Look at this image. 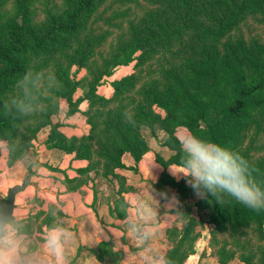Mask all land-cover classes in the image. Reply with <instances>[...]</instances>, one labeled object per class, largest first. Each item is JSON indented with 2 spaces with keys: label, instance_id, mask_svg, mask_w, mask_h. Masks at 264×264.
Listing matches in <instances>:
<instances>
[{
  "label": "rangeland",
  "instance_id": "obj_1",
  "mask_svg": "<svg viewBox=\"0 0 264 264\" xmlns=\"http://www.w3.org/2000/svg\"><path fill=\"white\" fill-rule=\"evenodd\" d=\"M27 1L28 18L36 25L44 23L50 14L61 16L66 10L64 0ZM20 5L18 0H6L0 9V25L20 16ZM151 7L147 0H100L89 14L87 27L70 40L67 50L30 58L29 69H50L60 89L29 117L14 120L0 113V119L6 120L0 126V200L9 187L22 183L32 170L16 164L21 150H29L38 163L46 164L53 172L59 168L48 164L49 150L61 149L76 155L81 150L91 156L83 157L90 159V167L95 165L98 171L103 168L105 174L113 175L120 184L115 209H122L126 199L140 195L153 209L179 212L177 221L182 222V229H172L175 239L167 253L172 264H264V241L258 236L257 224L254 221L239 224L231 217L221 220L220 224L213 222L212 213L217 214L213 209L218 207L214 198H198L183 173L173 175L169 169V165L177 170L181 167L182 152L176 139L179 132L190 130L209 141L189 126V120L196 118L191 115L196 99H203L206 107V117L197 121V127H210L218 110L217 104L211 105L217 94L230 91L240 75H246L250 82L257 81L259 70L264 68V5L205 48L188 38L162 53L123 63L130 48V24L141 21ZM128 77H132V84L117 99L113 83ZM15 85L16 82L12 92L0 93V100L14 95ZM153 88L162 102L145 97V90ZM183 88L190 92V97L184 99ZM259 96L264 98V89ZM170 98L174 105L171 112L165 104ZM138 107L147 111L150 123L134 127L133 134L139 133L147 147L136 158L123 149L125 146L119 142L117 133L106 135L104 130L108 119L114 117L119 121L116 118L119 112L130 111L136 115ZM53 128L63 136L51 139ZM113 138L112 150L117 147L123 150L120 160L133 158L136 167L125 163L119 167L104 166L105 158L98 160L101 143ZM229 149L242 154L254 168L258 167L257 171L264 173V104L248 110L233 132ZM37 178L35 185H38ZM127 178L132 185H125ZM173 179L183 184L174 186ZM29 186L19 193L20 203H24ZM163 187L168 192L161 190ZM123 189L131 195L121 194ZM31 202L43 207L38 190ZM225 207V211H235L228 204ZM180 209H188V214H181Z\"/></svg>",
  "mask_w": 264,
  "mask_h": 264
},
{
  "label": "trees",
  "instance_id": "obj_2",
  "mask_svg": "<svg viewBox=\"0 0 264 264\" xmlns=\"http://www.w3.org/2000/svg\"><path fill=\"white\" fill-rule=\"evenodd\" d=\"M18 1L21 4L18 7L20 16L16 15L6 25H0L1 94L12 92L13 83L17 82L29 70L32 56L67 50L70 40L82 34L87 27L89 14L100 0H64L66 4L65 12L61 16L50 14L41 25L32 24L28 18L30 14L28 1ZM147 1L152 6L151 9L144 13L141 21L130 24V48L123 57V63L129 64L135 59L142 60L145 57L162 53L171 49L175 43L185 42L188 38L197 43L198 46L205 48L207 45L219 41L236 26L240 19L264 5V0ZM5 2L6 0H0V9ZM132 80V77H128L116 80L113 83L117 99L123 97V94L128 90V86L132 84ZM263 89L264 68L259 70L256 82H250L247 80L246 75H240V79L234 82L230 91L217 94L211 102V105H218L213 125L198 129L197 121L206 117L205 101L199 98L194 103L192 102L195 107L191 115L196 118L189 120V126L195 128L199 134L209 141L229 148L233 132L239 122L247 116L248 110L264 104V98L259 96ZM182 91L184 99L190 97L188 90L183 88ZM144 94L146 98L162 102L158 99L160 95L156 88L146 89ZM172 100L173 98H170L165 103L169 112L172 111L174 106ZM136 111L137 114L134 115V118L138 125L150 123L148 121L149 115L143 107L136 108ZM124 116L123 112H119L116 116L119 121H115L114 117L108 119L105 122L107 127L104 133L106 135L108 133L116 135L117 133L119 142L125 146L123 149L138 158L147 149L146 143L139 133L133 134L135 129L126 119H123ZM5 122L6 120L0 119V126ZM56 135L63 136L57 128H53L50 138L52 139ZM110 139H106L101 143L102 151L98 153L101 157L98 155L100 157L98 160L101 161L105 158L104 166L106 164L108 166L112 164L114 167L123 166V162L120 160L123 150L118 147L116 150H112L111 143L115 139L107 141ZM141 145L144 147L140 148ZM71 148L73 149V147ZM68 150L71 149L68 148ZM79 156L82 158L91 157L89 154L81 152V150ZM31 172L33 170H29V173ZM255 176L264 186V173L256 170ZM171 182L174 186L183 184L182 181L176 179ZM161 190L168 192L166 187ZM227 204L229 205L228 208H235L233 213L223 210ZM227 204L222 206L218 204V207H214L213 210L217 211V214L212 213L211 220L218 224L221 220H226L227 217H231L234 222L239 224L254 221L258 226V236L264 241V210L257 212L234 200H230Z\"/></svg>",
  "mask_w": 264,
  "mask_h": 264
},
{
  "label": "clouds",
  "instance_id": "obj_3",
  "mask_svg": "<svg viewBox=\"0 0 264 264\" xmlns=\"http://www.w3.org/2000/svg\"><path fill=\"white\" fill-rule=\"evenodd\" d=\"M15 88L14 95L0 100V113L19 120L41 109L44 100L53 99L52 94L60 89V83L50 69L30 68L17 80ZM124 115L128 123L138 127L130 111ZM176 139L182 152L181 167L177 170L169 165V169L173 175L183 173L198 198L211 196L221 206L234 200L254 211L264 210V186L255 176L256 169L242 154L203 140L190 130L179 132ZM16 164L39 172V163L29 150L20 151ZM7 196L5 192L3 198ZM122 211L124 228L133 249H125L127 255L121 264H172L167 250L159 247L162 231L157 212L140 195L126 199ZM61 212L66 209L60 204L51 206V223L38 232L30 228L28 218L18 207L11 217L0 208V264H71L70 252L76 234Z\"/></svg>",
  "mask_w": 264,
  "mask_h": 264
},
{
  "label": "crops",
  "instance_id": "obj_4",
  "mask_svg": "<svg viewBox=\"0 0 264 264\" xmlns=\"http://www.w3.org/2000/svg\"><path fill=\"white\" fill-rule=\"evenodd\" d=\"M54 154L58 157L55 158ZM47 156L48 164L59 169L53 172L46 164L39 163V172L33 171L24 203L19 202L20 196L17 195L19 212L28 218L30 228L39 232L51 223L48 206L60 204L66 209L60 215L76 234V242L70 252L71 264H121L127 255L125 249L132 250L133 244L124 228V212L114 207L120 198L117 179L105 174L103 168H98V171L95 165L90 167V159L75 152L51 149ZM123 163L137 166L133 158H128V161L123 158ZM35 178L38 185L34 183ZM125 185H132L129 178ZM37 190L43 207L31 202ZM121 194L131 195L124 189ZM153 210L157 212L162 231L159 247L168 253L175 239L171 235L172 229H182V222L177 221L180 214L175 209ZM179 211L188 214V209Z\"/></svg>",
  "mask_w": 264,
  "mask_h": 264
},
{
  "label": "water",
  "instance_id": "obj_5",
  "mask_svg": "<svg viewBox=\"0 0 264 264\" xmlns=\"http://www.w3.org/2000/svg\"><path fill=\"white\" fill-rule=\"evenodd\" d=\"M32 176L33 172L29 173L22 181V183H18L9 187L7 198L0 200V208H3V210L9 217H11L12 212L17 207V205L15 204L17 195L28 187V185L31 183Z\"/></svg>",
  "mask_w": 264,
  "mask_h": 264
}]
</instances>
